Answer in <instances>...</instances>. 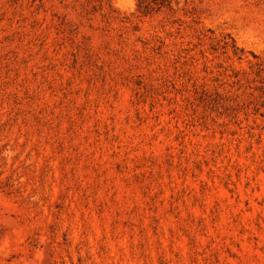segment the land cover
Here are the masks:
<instances>
[{
	"label": "rangeland",
	"instance_id": "rangeland-1",
	"mask_svg": "<svg viewBox=\"0 0 264 264\" xmlns=\"http://www.w3.org/2000/svg\"><path fill=\"white\" fill-rule=\"evenodd\" d=\"M0 264H264V0H0Z\"/></svg>",
	"mask_w": 264,
	"mask_h": 264
},
{
	"label": "trees",
	"instance_id": "trees-1",
	"mask_svg": "<svg viewBox=\"0 0 264 264\" xmlns=\"http://www.w3.org/2000/svg\"><path fill=\"white\" fill-rule=\"evenodd\" d=\"M234 47H235V45H234ZM237 49H238V47H235V49H234V50H235V54L238 55V58H242V55H241V54L239 55V54L237 53ZM262 61H263V60L260 59V60H259V63L262 62Z\"/></svg>",
	"mask_w": 264,
	"mask_h": 264
}]
</instances>
